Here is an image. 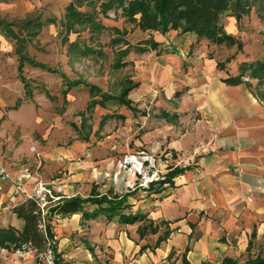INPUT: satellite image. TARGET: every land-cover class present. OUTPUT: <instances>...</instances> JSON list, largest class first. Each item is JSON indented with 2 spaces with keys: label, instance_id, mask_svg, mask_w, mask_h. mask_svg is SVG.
I'll return each mask as SVG.
<instances>
[{
  "label": "rangeland",
  "instance_id": "374dc122",
  "mask_svg": "<svg viewBox=\"0 0 264 264\" xmlns=\"http://www.w3.org/2000/svg\"><path fill=\"white\" fill-rule=\"evenodd\" d=\"M70 1L0 2V18L11 22L12 29L24 37L25 54L58 71L25 64L23 75L31 86V94L26 95L17 72L14 40L0 34V111L4 119L12 112L10 107L21 101L20 106L26 103L31 109L34 127L27 133L37 145L45 146L48 142L54 147H69L78 144V156L74 158L77 163L90 159L91 149L100 151L103 157H111L112 164L103 175L104 181L92 183L91 189L94 187L97 193L108 197L125 195L129 205L125 212H138L140 216H146L145 209L152 208L155 199L171 195L178 187L175 185L178 175L169 182H162L175 167L189 166L188 171L196 174L192 181L198 182L201 179L197 173L206 156L229 149L257 155L258 163L264 165V84L250 78L247 67L254 61L264 60V0H247L248 11L239 19L223 18L224 30L234 37V44H217L207 39L196 41L192 34L178 30L171 35L167 34L170 30L165 34L142 31L125 20L120 8L111 9L105 15L98 12L99 2L78 10L92 11L93 19L99 21L102 29L91 31L88 25H75L76 32L66 33L61 21ZM30 19L41 24L34 29L35 33H29L22 26ZM112 27L118 28L120 34H115ZM114 36L130 45V52L121 59L124 64L118 69L111 66L114 51L125 45L112 46L110 39ZM65 38L68 42L86 43L93 47L94 53L81 55L69 50ZM149 40L157 42L158 46L154 49L146 44V50L139 52ZM167 52L175 53L174 61L168 62L171 66L168 76L174 78V85L156 81L163 76L161 64L166 65L158 55ZM218 62L220 67H217ZM241 65L245 66L244 71ZM59 73L69 80L96 85L102 92L114 96L120 94L127 77L138 85L127 95L130 107L108 98L103 106L87 109L90 99L87 86L80 83L63 96L65 86ZM238 74L251 86L224 81ZM22 116L24 119L29 116L27 107ZM11 130L17 137L25 134L14 124ZM242 168V165L229 167L237 181L240 171H244ZM245 169L252 170V166L247 165ZM150 181L156 182L149 186ZM253 186L254 189L241 190L242 199L235 192L234 204H228L229 201L225 204L224 200L217 219L211 217L220 226L218 240L223 243V249L210 264L223 255L239 260L247 259L248 254L264 255V182ZM148 191L162 194L156 198ZM54 192L56 197L57 192ZM90 193L86 189L81 197ZM142 194L148 197L143 202L140 201L143 198L138 197ZM222 197L228 198L229 194ZM104 220L107 221L101 216L93 221ZM93 221L83 222L74 230L51 220L58 248L71 252V258L62 257L65 264H69V260L74 264H112V254L103 242L102 231L98 232ZM151 227L153 224L146 217L138 230L147 231ZM164 229L161 224V231ZM197 233L193 231V237ZM49 255L53 258L51 252ZM177 258L174 252L167 261L174 264Z\"/></svg>",
  "mask_w": 264,
  "mask_h": 264
},
{
  "label": "crops",
  "instance_id": "0c3cea01",
  "mask_svg": "<svg viewBox=\"0 0 264 264\" xmlns=\"http://www.w3.org/2000/svg\"><path fill=\"white\" fill-rule=\"evenodd\" d=\"M173 32L176 33L177 30H170L167 34H174ZM174 54L167 52L158 55L159 60L166 65L161 64L160 74L163 76L156 79L157 82H169L170 85L176 83L172 76H168L171 72L168 62L174 61ZM20 104L14 109L10 107L12 112L5 119L0 111V240L21 230L23 220L11 208L24 199L33 197L34 189L44 185L65 197L82 196L86 189L90 192L92 183L104 181L103 175L112 164L111 157H103L104 154L93 149L88 154L90 159L82 163L75 162L78 144L69 147H54L48 142L45 146L37 145L27 133L29 128L34 127L31 109L26 103ZM26 107L29 109V116L24 119L22 113ZM13 124L20 126L25 134L21 137L14 136L11 133ZM97 157L104 159L93 161ZM258 157L236 149L220 150L206 156L197 173L200 181H192L196 174L187 170L175 177V185L178 187L171 195L159 199L162 193L148 191L151 192L150 196L158 198L152 208L145 209L146 217L153 222V227H157L154 233L149 229L142 230V233L138 230L143 220L129 224L116 220L97 222L93 220L98 218L83 220L80 213H75L54 215L52 221L61 222L65 229L67 227L74 230L83 222H95L98 232L102 231L101 237L107 250L112 254V264H170L167 258L174 252L179 256L174 264H183V255L186 264H210L223 249V243L218 240L220 226L211 217L217 219L224 200L225 204L227 201L230 202L228 204L235 203V192L242 199V189H254V184L264 182V165L258 163ZM237 165H242L244 170L238 175L239 181L229 169ZM247 165L252 166V170H246ZM97 189L99 190L98 187ZM144 192L142 191L146 194ZM143 194L138 196L143 198L141 202L148 198ZM223 194H229V197L223 199ZM161 224L165 226L163 231ZM167 229L169 234L156 244L157 238ZM193 231L198 232L195 237ZM3 242L9 246L0 245V264H54L53 258L47 256L50 249L37 253L34 249L21 250L14 248L6 240ZM62 250L57 246L61 257L71 258V252ZM225 256L228 255H223L221 259ZM221 259L214 264H218ZM68 262L74 264L71 260Z\"/></svg>",
  "mask_w": 264,
  "mask_h": 264
},
{
  "label": "trees",
  "instance_id": "16d2710c",
  "mask_svg": "<svg viewBox=\"0 0 264 264\" xmlns=\"http://www.w3.org/2000/svg\"><path fill=\"white\" fill-rule=\"evenodd\" d=\"M2 1L7 0H0V2ZM97 2H99L100 8L98 12L105 15L111 9L120 8L125 20L133 23L142 31H158L161 34H165L169 30L174 29L180 33L192 34L195 36L196 41L207 39L217 44H234L236 42L233 36L225 32L223 18L226 16H234L236 19H239L242 14L248 11L249 6L247 0H71L65 8V13L61 21L65 32H76L75 25H88L91 31L94 29H102L103 26L99 21L93 19L92 11L78 10L81 6H90ZM11 26V22L0 18V34L5 38L14 40L18 76L23 84L25 94L30 95V83L23 75V67L25 64L50 72L58 71L28 57L25 54L24 37H20ZM22 26L29 33H35L37 30L34 29L39 28L41 24L38 21H32L30 19L23 22ZM112 30L115 34H120L121 32L116 27H112ZM110 40L112 46L115 44L125 45L124 48H118L114 51L115 57L111 66L114 69H118L123 66L124 63L121 62V59L130 52V45L127 41L119 37L116 38V36ZM64 42H68V39L65 38ZM143 44L145 45L138 49L139 52L146 50V44L154 49L158 46V43L152 40L146 41ZM68 48L69 50L78 51L81 55L94 53L93 47L86 45L84 42H78L77 40L68 42ZM218 66H221L220 62L217 63ZM247 67L250 70L248 76L256 79L259 84H264V60L254 61L248 64ZM241 68L242 71L246 69L244 65H241ZM59 74L65 86V89L62 91L63 96L71 88L80 83H84L87 86L90 97L87 109L93 108L95 105L103 106L105 100L108 98L114 99L119 105L130 107V100L127 98V95L132 88L138 85V82L127 77L123 81L120 94L114 96L102 92L96 85L78 80H69L63 73ZM241 75L229 76L224 81L229 84L244 83L250 87L251 83L249 81H243ZM96 96H99V98H96ZM20 103L21 101H17L11 109L17 108ZM81 115H83V112H81ZM189 169V166L175 167L167 173V176H165L162 182H169V179L172 177L183 174ZM90 192V195L87 197H81L80 195L65 197L56 193L57 200L52 205L47 204L45 208H42L38 200L34 197L24 199L11 208V211L23 220L21 230L17 231L16 234L1 239L0 245L9 246L3 242V240H6L14 248L21 250L29 248L34 249L38 253L50 249L53 254V263L65 264L60 253L57 251V242L54 239L55 234L52 231L51 220L54 215L80 213L81 219L83 220L97 219L104 216L107 221L116 220L124 224L146 218L144 215L140 216L138 212H125V209L129 206L126 202L125 195L121 197H108L106 194L97 193L94 187H92ZM149 222L153 224L152 221ZM150 230L155 232L157 227H151ZM140 232L142 233V229H140ZM168 234L169 230L167 229L163 235L157 238L156 244L164 240ZM182 259L184 262V255ZM218 264H264V255L256 254L252 256V254H248L247 259L244 260L225 256Z\"/></svg>",
  "mask_w": 264,
  "mask_h": 264
},
{
  "label": "built area",
  "instance_id": "2783aa9c",
  "mask_svg": "<svg viewBox=\"0 0 264 264\" xmlns=\"http://www.w3.org/2000/svg\"><path fill=\"white\" fill-rule=\"evenodd\" d=\"M126 161L127 162L130 161V159H127ZM127 162H125V163H127ZM132 166H135V165L132 164ZM33 197L38 200V202L42 208H45L47 206L48 202H51V200H53L54 198H58L57 196L56 197L54 196L53 190L51 188L46 187L44 185H41L40 187L34 189ZM49 199H51V200H49ZM47 256L50 257L49 254Z\"/></svg>",
  "mask_w": 264,
  "mask_h": 264
},
{
  "label": "water",
  "instance_id": "95a60500",
  "mask_svg": "<svg viewBox=\"0 0 264 264\" xmlns=\"http://www.w3.org/2000/svg\"><path fill=\"white\" fill-rule=\"evenodd\" d=\"M156 181H150L149 186L153 185Z\"/></svg>",
  "mask_w": 264,
  "mask_h": 264
}]
</instances>
